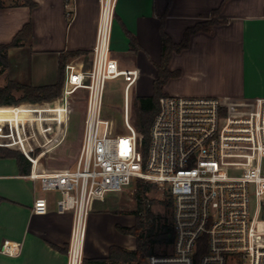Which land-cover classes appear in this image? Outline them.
I'll return each mask as SVG.
<instances>
[{"label":"built area","instance_id":"1","mask_svg":"<svg viewBox=\"0 0 264 264\" xmlns=\"http://www.w3.org/2000/svg\"><path fill=\"white\" fill-rule=\"evenodd\" d=\"M98 1L90 61L64 64L58 97L69 104L84 92L75 166L38 171L32 148L23 153L31 163L27 177L42 192L32 212L45 214L48 198L43 194L58 193L56 212L72 215L66 264H82L93 199L144 180L171 197L173 233L171 252L150 255L145 264H264V96L245 103L216 96H161L143 158L142 135L131 119V92L140 71L112 57L117 0ZM113 80L122 83L124 132L106 136L101 133L103 98ZM17 249L18 244L4 241L0 251L15 255Z\"/></svg>","mask_w":264,"mask_h":264},{"label":"crops","instance_id":"2","mask_svg":"<svg viewBox=\"0 0 264 264\" xmlns=\"http://www.w3.org/2000/svg\"><path fill=\"white\" fill-rule=\"evenodd\" d=\"M19 2L0 0V44L10 42L23 25L31 24L29 40L7 50L3 85L7 81L32 86L55 83L59 53L67 56L66 62L90 61L98 0H32L35 5L31 8ZM221 4L215 16L217 22L208 31L192 33L187 47L172 54L168 69L178 74L166 81L163 91L166 95L216 96L244 103L264 96V0H117L111 55L122 67L139 71L147 68L154 80V64L160 60L161 21L163 31L179 43L187 28L210 20ZM129 35L137 45L134 51L129 46ZM73 51L80 53L68 55ZM121 53L132 62L123 63ZM16 107H0V111L11 112ZM41 119L49 126L43 130L37 122L38 135L43 140L59 136L55 143L58 147L67 134L68 114L52 111L51 116ZM33 120L32 114L0 115V126L14 128L12 134L0 129V137H9L8 146L29 149L19 126L31 125ZM51 124L56 131L52 136ZM39 195L38 182L19 174L14 159L0 158V248L4 241L18 244L15 255L0 251V264H66L72 215L56 212V192L43 194L48 198L47 212L34 214L32 203ZM103 199L91 203L85 258H104L111 245L130 250L135 247L131 235L115 229L116 224L123 225V217L104 208Z\"/></svg>","mask_w":264,"mask_h":264},{"label":"trees","instance_id":"3","mask_svg":"<svg viewBox=\"0 0 264 264\" xmlns=\"http://www.w3.org/2000/svg\"><path fill=\"white\" fill-rule=\"evenodd\" d=\"M22 5L30 8L35 4L32 0H20ZM223 4V3H222ZM213 10L211 19L205 22L187 28L179 43H174L169 36L163 31V21H161V50L160 60L154 64L156 69V78L152 81V93L150 95H135L132 99L133 119L132 124L135 130L142 135V155L146 158L149 143V129L152 120L159 108V98L166 95L163 86L170 77H174L178 72H172L168 69L169 61L174 52H179L188 45L189 37L196 31H208L209 26L216 23L215 16L220 7ZM31 35V24L26 23L13 36L10 42L0 44V65L4 71L7 67V50L11 47L21 45L29 40ZM129 46L131 50H136L137 45L135 39L129 35ZM78 51L68 52V55L75 56ZM67 56L59 53L57 66V80L53 84L32 86L20 84L14 81H7L5 85L0 86V107L18 106L11 112L0 111V115H25L31 116L32 111L28 106L43 107L44 110L58 111L68 114L67 100L56 99L61 94V86L64 72V64ZM13 91H19L21 94L18 98H14ZM52 100V101H51ZM44 101V102H42ZM40 102V103H39ZM42 102V103H41ZM35 103V104H34ZM56 141L48 143L45 147L48 150L55 148ZM23 149L22 151H27ZM0 158L14 159L21 175H27L31 169V163L27 157L19 150L1 147ZM136 190L134 193L135 210L131 213L134 215V223L132 226H121L116 224L115 229L122 233L131 235L134 238V249H125L117 245H111L108 248L107 256L104 258H84L82 264H143L144 259L155 254L157 245H171L173 241V233L171 227V210L170 220L161 221L158 214H154L147 207L146 193L153 187V184L144 180H137L135 183ZM1 200V198H0ZM165 206L172 207V199L163 202Z\"/></svg>","mask_w":264,"mask_h":264},{"label":"rangeland","instance_id":"4","mask_svg":"<svg viewBox=\"0 0 264 264\" xmlns=\"http://www.w3.org/2000/svg\"><path fill=\"white\" fill-rule=\"evenodd\" d=\"M1 1L6 3L8 0ZM17 1L18 0H13V2ZM119 55L122 58L123 63L132 62L129 60L127 54L121 53ZM135 64L140 66L138 63ZM1 68L2 67L0 65V86L4 84V71ZM151 80L152 76L149 75L147 68L141 67L138 81L136 83L135 88L132 89L131 92V99H133L135 95H146L150 93V91L152 93ZM12 94L14 98H18L21 93L19 91H13ZM84 105V92L82 91L78 92L70 99L68 104L67 134L62 143L53 150H48L45 146L50 142L56 141L59 136H56L52 139H48V136L46 135L48 140H43L42 138H40L36 130L37 122H41L39 126L41 129H47V126L49 125H46L44 123L45 119L42 120L41 118L43 116H51L52 111L48 110L45 112L46 114H41L40 111H44V109H42L43 107H30L32 111V117H35V120L31 121V125L19 126V131L23 133V140H26L27 143L30 145V148H32L33 150L30 154V157L35 160V166L38 171L55 168H74V158L77 154L80 143L82 120L84 115ZM131 112V119H133V107L131 108ZM101 120V133L103 135L111 136L124 132L122 122V83L120 82V80H113L107 83L103 98ZM33 122H35V124H33ZM0 129L4 134H12L14 131V128L9 127L6 124L1 125ZM51 129H54V124H51ZM8 138V136L0 137L1 147L19 150L20 152L24 153V151L20 150L16 145H6L9 143ZM135 183L131 187L121 192H113L106 194L104 196L103 201L101 202L104 208H107L114 214L121 215L123 217L122 226H132L134 223V215L131 212L135 210ZM146 197L147 207L151 210V212H153L154 214H158L161 217V221L170 220L171 207L169 208L163 203L169 198V195L166 191H162L156 185H153V187L146 193ZM101 234V232L98 233L99 237H101ZM170 252L171 245L161 244L156 246L154 255H166ZM146 259L147 258L144 259L143 264H145Z\"/></svg>","mask_w":264,"mask_h":264}]
</instances>
